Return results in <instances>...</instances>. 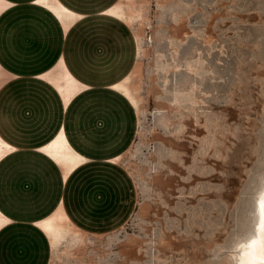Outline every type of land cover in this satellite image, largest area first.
I'll use <instances>...</instances> for the list:
<instances>
[{
  "label": "rangeland",
  "instance_id": "rangeland-1",
  "mask_svg": "<svg viewBox=\"0 0 264 264\" xmlns=\"http://www.w3.org/2000/svg\"><path fill=\"white\" fill-rule=\"evenodd\" d=\"M111 1L89 9L99 10L85 27L94 86L69 117L80 146L96 157L72 182L71 197L85 189L73 204L82 231L68 233L57 248L32 231L40 253L32 264H235L253 234L264 186V0H119L133 23L100 14ZM8 29L7 43L29 50L21 38L30 29ZM127 72L134 104L109 88ZM47 95L46 110L43 100L27 119L6 112L2 127L35 146L52 131L45 126L59 120ZM36 153L17 158L32 167L25 193L7 182L13 167L0 173L7 193L15 191L3 202L24 217L48 212L65 184L59 165Z\"/></svg>",
  "mask_w": 264,
  "mask_h": 264
},
{
  "label": "crops",
  "instance_id": "crops-1",
  "mask_svg": "<svg viewBox=\"0 0 264 264\" xmlns=\"http://www.w3.org/2000/svg\"><path fill=\"white\" fill-rule=\"evenodd\" d=\"M8 1L13 3V5L7 9V11L9 10L8 12L4 11L3 12L4 14L2 13L0 16L1 19L0 20L1 22L0 23V64L15 76L11 77L0 86V120L1 117L4 116V113L6 112H10V114L12 115L13 113L18 112L17 117L24 116L26 114H29L30 117H32L33 115H35V111H36L35 106L37 105L39 106L43 102V100H45L47 103L45 107L46 110V108L48 107L47 99L50 96L47 95V93L52 94V97L54 98V100L56 101L59 107L58 122H60V125L56 130L55 135L60 131L62 127L65 128V133L67 134V138L70 137L75 147L68 139L71 145L80 153L85 155L89 160L86 161L84 165L82 164L79 167H77L66 178L62 173L63 182L65 183L64 189L62 194L59 196V200L53 207L52 211L60 203H62L71 221L80 224L78 218L74 214L75 206L73 204L80 203L81 199L83 201V199L86 197L85 189H83V193L81 196L80 194H77L76 196L71 197V191L76 184V182H74L72 185V182L77 176L80 175L81 170L83 171V169L85 168V164H87L88 162L96 161V159H93L96 157L91 156L79 145L78 140L76 139V135L71 130V127L69 125V117H73L71 116L75 113L73 109L75 105H78V103L81 101L83 91L85 92L86 89L92 88L94 86L88 80L83 79L87 77L85 72L86 53H87L85 44L87 41V37H86V30H85L86 25L84 19L89 17L90 15L89 13L76 10L75 8L69 6V4H71L76 7V5H74L73 2H71V0H65V1L59 0L65 6L69 7L70 9L81 15V17L78 18L70 27L65 29L61 24L60 20L49 9L41 5L35 4L34 2L36 0H8ZM118 1L119 0H117V2ZM117 2H113V3H117ZM113 3H111L109 6L101 10L99 13L106 14L104 10L110 7L111 5H113ZM20 15H24V16H20ZM15 24L16 25L21 24V26L26 25V28L30 29V32L26 36H23V38H21V42L24 41L25 43H30L29 50L27 51L25 50V47L22 49H18L19 46L14 48L12 45L7 43L6 36L8 35V33H10L8 28L14 27ZM27 25H29V27ZM96 50L98 51L99 48H96ZM19 55H24V56L21 57ZM35 55L37 56L35 57ZM61 56L63 57L70 71L79 80L89 85L88 88L83 89V91H81L76 96H74L76 98L73 97L68 105H65L62 96L51 82H49L48 80L44 81L43 80L44 78L39 77V74L43 73L45 69L48 70L53 65H55V63L59 60ZM128 73L129 72H127V74ZM19 81L20 83H18ZM16 83H18L19 85H15ZM22 85H29L26 86L27 89L24 92H21V89L18 87ZM109 88H111L110 84H109ZM45 89L48 90V92L47 91L44 92ZM80 94L81 96H79ZM23 96H25V98ZM0 128L6 135H9L10 138L12 137V139L17 140L12 136L13 133H11L10 136L7 129L2 127L1 121H0ZM15 146L17 147L16 151L25 148V147H19L17 145ZM38 147H32L31 149L36 152L38 151ZM116 155H120V154H116ZM116 155L114 154L113 156L116 157ZM7 156L0 161V173L2 172L4 166L9 165L10 162L14 161V160L9 161V159H7ZM105 159L109 161L110 158H105ZM6 173H7L6 178L8 183L13 185H17L20 183L19 182L20 178L16 177V175H13L10 168L6 170ZM2 175L5 176V174ZM2 175L0 174V180H2L0 182V196L1 197L13 196V193L15 191L11 190L10 192H12V195H10L7 193L8 190L4 189L5 179L1 178ZM78 183L80 184V180H78ZM20 191L21 193H25L28 190L21 189ZM74 192L80 193V186H78L74 190ZM9 208L10 207H8L7 209L10 210ZM12 210L15 209L11 208L10 210L11 212L5 211L6 213L2 210L7 216L11 218V221L5 224L0 229V264H32L33 262L36 263L40 256V253H38L37 251V244L33 241L31 232L33 231L34 233H36L37 228L41 230L35 224V221L40 218H37V216L34 215L32 216L31 213L27 215L28 217L26 216L24 218H21L16 215H13L14 213H12ZM41 232L43 231L41 230ZM44 241L46 243L47 239H44ZM48 244H50V241ZM46 261L47 260H43L42 264H46L47 263Z\"/></svg>",
  "mask_w": 264,
  "mask_h": 264
},
{
  "label": "bare ground",
  "instance_id": "bare-ground-1",
  "mask_svg": "<svg viewBox=\"0 0 264 264\" xmlns=\"http://www.w3.org/2000/svg\"><path fill=\"white\" fill-rule=\"evenodd\" d=\"M117 2V1H116ZM35 4L41 5L49 9L61 22L63 27L66 29L70 27L78 18L81 17L80 14L76 13L69 7L65 6L59 0H36ZM13 3L8 0H0V16L1 14ZM17 7V6H16ZM13 9V8H12ZM20 10V9H19ZM44 10V9H43ZM9 11V10H8ZM7 11V12H8ZM18 11V10H17ZM25 11V10H24ZM16 12V11H13ZM108 15H112L117 18L123 19L128 23H133L135 21V15L130 10H126L124 4L121 1L113 3L110 7L104 10ZM4 14V13H3ZM6 14V13H5ZM11 15V14H9ZM8 15V16H9ZM25 15V14H24ZM20 15V16H24ZM29 15V14H28ZM3 16V15H2ZM7 16V17H8ZM27 16V15H26ZM6 17V18H7ZM111 17V16H109ZM2 18V17H1ZM108 18V17H107ZM1 20V19H0ZM5 20V19H3ZM7 20V19H6ZM4 22V21H3ZM1 23V22H0ZM4 24V23H3ZM9 24V23H8ZM2 25V24H1ZM138 51L140 53L141 46L139 44ZM138 54V53H137ZM57 60V59H56ZM2 61V60H1ZM138 64L135 69L138 70ZM135 71V70H134ZM133 73V72H132ZM15 76L7 69H5L0 64V86L5 83L8 79ZM39 77L45 78L51 82L55 88L58 90L60 95L63 98L65 105H68L72 98L78 93L89 87L88 84L79 80L67 67L63 57L61 56L59 60L53 65L50 69L46 70L43 73L39 74ZM130 78L131 74L128 73L120 80L115 81L110 84V87L116 90L121 91L129 100L134 104L135 100L133 95H131L130 90ZM101 89V88H100ZM91 90V89H90ZM94 90V89H93ZM88 91V90H87ZM106 91V90H105ZM111 91V90H110ZM90 92V91H88ZM95 92V91H94ZM84 93V91H83ZM91 93V92H90ZM103 93V92H101ZM86 94V92H85ZM95 94V93H94ZM106 94V93H105ZM109 95V94H108ZM81 96V94L79 95ZM89 96V95H88ZM86 96V97H88ZM96 95H94L95 97ZM111 96V95H110ZM85 97V98H86ZM104 97V95H103ZM76 98V97H74ZM84 98V97H83ZM107 98V97H106ZM120 98V97H119ZM103 99V98H102ZM126 99V98H125ZM91 100V99H90ZM93 100V99H92ZM98 100V99H96ZM104 100V99H103ZM107 100V99H106ZM112 100V99H111ZM118 100V99H117ZM83 101V100H82ZM95 101V100H93ZM123 101V100H122ZM74 102V100H73ZM86 102V100H85ZM100 102V101H99ZM103 102V101H102ZM101 102V103H102ZM76 103V102H75ZM78 103V101H77ZM104 103V102H103ZM111 103V101L109 102ZM119 103V102H118ZM121 103V102H120ZM89 104V103H88ZM98 104V103H97ZM96 104V105H97ZM84 105V104H83ZM82 105V106H83ZM105 105V104H103ZM111 105V104H110ZM114 105V104H113ZM131 105V104H130ZM71 106V105H70ZM69 106V107H70ZM81 106V105H80ZM92 106V105H90ZM95 106V105H93ZM98 106V105H97ZM122 106V105H120ZM67 107V106H66ZM72 107V106H71ZM87 107V106H86ZM73 108V107H72ZM80 108V107H79ZM101 107H99L100 109ZM83 109V108H82ZM81 109V112H83ZM88 109V108H86ZM75 110V109H73ZM72 110V111H73ZM94 110V109H93ZM96 110V109H95ZM98 110V109H97ZM101 111V110H100ZM108 111V110H107ZM78 112V111H77ZM80 112V113H81ZM87 112V111H86ZM90 113V111H88ZM71 113V112H70ZM69 113V114H70ZM87 113V114H89ZM86 114V115H87ZM100 114V112H99ZM90 115V114H89ZM121 115V114H120ZM124 115V114H123ZM70 116V115H69ZM79 116V115H78ZM81 116V115H80ZM83 116V115H82ZM122 116V115H121ZM75 117V116H74ZM73 117V118H74ZM105 117V116H104ZM79 118V117H78ZM77 118V119H78ZM86 118V117H85ZM93 118V117H92ZM91 118V119H92ZM99 118V117H98ZM101 118V117H100ZM108 118V117H107ZM117 118V116H116ZM123 118V117H121ZM97 119V118H96ZM115 119V118H114ZM84 120V118H83ZM90 120V119H89ZM95 120V118H94ZM93 120V123H94ZM113 120V118H112ZM120 120V119H119ZM104 121V120H103ZM114 121V120H113ZM117 121V120H116ZM109 122V120H108ZM85 123V122H84ZM70 124V123H69ZM78 124V123H77ZM97 125V124H96ZM105 125V124H104ZM108 125V123H107ZM113 125V124H112ZM71 126V124H70ZM73 126V124H72ZM81 126V124H80ZM114 126V125H113ZM66 127V126H65ZM102 127V126H101ZM76 128V127H75ZM69 129V128H68ZM92 129V128H91ZM118 129V128H117ZM93 130V129H92ZM116 130V129H115ZM97 131V130H96ZM100 131V130H99ZM104 131V130H103ZM109 131V130H108ZM113 131V130H111ZM74 132V131H73ZM114 132V131H113ZM119 132V131H118ZM70 133V132H69ZM72 134V133H71ZM83 134V133H82ZM89 134V133H88ZM91 134V133H90ZM113 134V133H112ZM117 134V133H116ZM115 134V135H116ZM76 135V134H75ZM92 135V134H91ZM94 135V134H93ZM92 135V136H93ZM96 135V134H95ZM94 135V137H95ZM121 135V134H120ZM86 136V135H85ZM100 136V135H99ZM121 137V136H120ZM78 138V137H77ZM105 138V137H104ZM108 138V137H107ZM111 138V137H109ZM65 133V128H61L60 131L48 142L38 147V151L43 152L45 155L50 157L53 161L56 162L61 168V171L66 178L72 171H74L80 165H84L86 161H89L88 158L76 150L71 145ZM82 139V138H81ZM97 139V138H96ZM99 139V138H98ZM114 139V137H113ZM120 139V138H119ZM86 140V139H85ZM84 140V141H85ZM89 140V139H88ZM88 140L86 142H88ZM104 141V139H102ZM118 140V139H117ZM96 141V140H95ZM97 142V141H96ZM113 142V141H112ZM116 142V141H115ZM80 143V142H78ZM108 143V142H107ZM106 144V143H104ZM80 145V144H79ZM83 145V144H82ZM98 145V144H97ZM115 145V144H114ZM77 146V145H76ZM99 147V146H98ZM108 147V146H107ZM96 148V147H95ZM87 149V147H86ZM110 149V148H108ZM112 149V148H111ZM17 150V147L7 141L4 137L0 135V161L9 155L10 153ZM106 150V149H105ZM117 150V149H116ZM89 151V150H88ZM111 151V150H108ZM107 151V152H108ZM114 151V150H113ZM19 152V151H18ZM83 152V150H82ZM98 152V151H97ZM120 152V150L118 151ZM96 153V151H95ZM104 153V152H103ZM112 153V152H111ZM15 154V153H14ZM13 155V154H12ZM87 155V153H86ZM101 155V154H99ZM111 155V154H110ZM109 155V156H110ZM114 155V154H113ZM116 155V154H115ZM90 156V155H88ZM108 156V155H107ZM11 157V156H10ZM121 155H116L113 159H119ZM111 158V157H110ZM63 180V179H62ZM58 189V188H57ZM55 190V189H54ZM59 192V190H58ZM55 194V193H54ZM53 203V202H52ZM8 204V203H7ZM12 204V203H11ZM51 204V203H50ZM53 205V204H52ZM52 208V207H51ZM50 208V209H51ZM11 210V207L9 208ZM25 209V208H24ZM46 209V208H45ZM9 210V211H10ZM33 210V209H32ZM49 210V209H48ZM256 210L257 217L254 225L253 234L241 244V248L237 253L236 263L235 264H264V186L260 191L257 201H256ZM19 212V211H18ZM26 212V211H25ZM14 213V212H13ZM17 213V212H16ZM20 213V212H19ZM29 213V211H27ZM33 215V214H32ZM11 216V215H10ZM17 216V215H16ZM15 216V217H16ZM19 217V216H18ZM34 219V217H33ZM11 221V218L7 216L0 209V229ZM35 224L46 234L50 241V245L53 248H57L58 245L66 238L68 233L82 231L80 228L76 227L75 224L71 221L69 215L62 203H60L51 213L35 221Z\"/></svg>",
  "mask_w": 264,
  "mask_h": 264
},
{
  "label": "trees",
  "instance_id": "trees-1",
  "mask_svg": "<svg viewBox=\"0 0 264 264\" xmlns=\"http://www.w3.org/2000/svg\"><path fill=\"white\" fill-rule=\"evenodd\" d=\"M65 1V0H64ZM92 1V3L91 2H87L86 0H84V3H85V6H84V8H78V7H75V6H73V5H71V4H69V6H71V7H73V8H75L76 10H80V11H82V12H85V13H89V15H90V17H87V18H85L84 19V21H85V27H87V22H89L92 18H91V15H93L95 12H97V11H99V10H96V9H93V10H89V9H91V8H96V6L97 5H100L101 3V1L102 0H91ZM90 3V4H89ZM111 3H113V1H111L110 2V4ZM86 4H88L87 6H86ZM110 4H108L107 6H109ZM107 6H105V8L107 7ZM104 8H102L101 10H103ZM87 34V33H86ZM87 37V36H86ZM89 37V36H88ZM87 71V70H86ZM85 71V72H86ZM86 76H87V74H86ZM89 76H93V75H89ZM91 77H85V78H83V79H85V80H88V79H90ZM18 83H20V81L18 82ZM18 83H16L15 85H19ZM26 86H29V85H22V86H18L20 89H21V92H24L27 88H26ZM24 98H25V96H23ZM20 117H23L24 119H27V117H25V116H20ZM59 125H60V122H58V121H56L55 119H54V121H52L51 123H48V125L47 126H45V127H47L48 128V131H51L50 133H48L47 135H45V137H44V139L42 138L40 141H38L37 143H36V145L35 146H29V144L26 142V141H21V140H14V139H12V137L10 138L9 137V135H6L2 130H1V128H0V132H1V135L6 139V140H8L10 143H13V144H15V145H17V146H19V147H25L24 149H21V150H18V151H16V152H14V153H12V154H10V155H8L7 156V159H9V161L10 160H14V161H12V162H10L9 163V165L11 166V167H13V168H10L11 169V171H12V174L13 175H16V177H19L20 178V180H19V184H20V186H21V188H22V190H26L25 188H27V189H32V178H31V174H32V167H27V166H25V165H20L19 163H16L17 161H19V159H17V158H19L20 156H24V155H27V154H37L34 150H32L31 148L32 147H38V146H40V145H43V144H45L47 141H49L54 135H55V133H56V130L58 129V127H59ZM48 131H46V132H48ZM45 132V133H46ZM11 136V135H10ZM69 137V136H68ZM15 138V137H14ZM69 140H70V142L72 143V141H71V139H70V137H69ZM73 144V143H72ZM74 145V144H73ZM11 156V157H10ZM59 200V198H57V201ZM55 206V204L54 205H46V209H49V210H47L48 212H46L44 215H42V216H37V218H42V217H44L45 215H47L49 212H51L52 211V209H53V207ZM52 207V208H51ZM0 208L5 212V211H8V212H11V211H9L7 208H8V205H6L4 202H3V200H2V198H1V196H0ZM51 208V209H50ZM20 213H19V212ZM14 212V214L13 215H17V216H19V217H21V218H24V215H23V212L22 211H20V210H12V213ZM17 212V213H16ZM6 213V212H5ZM11 213V214H12ZM28 217V216H27Z\"/></svg>",
  "mask_w": 264,
  "mask_h": 264
}]
</instances>
